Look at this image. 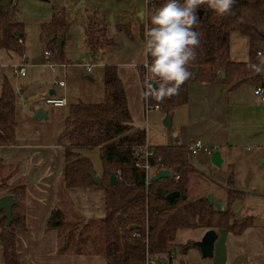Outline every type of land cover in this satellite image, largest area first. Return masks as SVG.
Here are the masks:
<instances>
[{"label": "trees", "instance_id": "16d2710c", "mask_svg": "<svg viewBox=\"0 0 264 264\" xmlns=\"http://www.w3.org/2000/svg\"><path fill=\"white\" fill-rule=\"evenodd\" d=\"M164 0H150L146 4L145 22L140 25L144 39L153 27L151 14ZM98 12L88 16L84 25V44L93 58H102L107 46L115 42L106 34V23ZM198 24L194 30L199 33L200 43L196 49V59L188 65L192 73L176 95L163 100L149 98L150 104L158 105L167 115L187 101L190 82H211L220 80L233 89L242 83L257 85L262 83L258 72L261 63L257 52H263L264 0H235L232 12L219 16L206 4L197 10ZM70 22L62 9L54 8L49 22L42 29L53 30L56 40L49 44L58 61H66L64 42L59 49L57 39L64 40ZM117 29L130 37V24H119ZM238 31L249 40V59L246 62H233L229 58V37ZM23 24L17 22L11 9L0 6V49L24 53ZM21 39V42H19ZM104 97L98 103L78 101L70 104L64 118V126L58 139L66 140L64 145L65 168L62 184L58 187V203L46 220V229H56L60 237V251L72 253H101L107 264H146L147 258L155 264H172L171 243L179 229H225L240 234L252 226L250 217H235L229 205L242 197V192L231 186L232 174L228 177L227 203L224 209L217 210L207 197L190 199L187 194L189 177L196 170L188 159L185 144L173 143L149 146L152 155L147 158L151 168L169 170L170 176L155 182H146L141 155L146 144V132L136 127L127 107L122 82L117 68L104 63ZM143 84L144 66L138 67ZM224 78H220V73ZM158 85L156 84L155 88ZM16 96L12 84L3 75L0 84V147L14 145L17 120L15 115ZM99 150L102 174L101 181L95 184L90 173L94 172L91 160L82 155L83 150ZM114 174L116 182L111 184ZM69 188H99L105 193V216L98 220L101 233L95 241L84 239L82 228L73 226L65 231L66 221L71 216L78 217L70 209L67 198ZM179 195L172 202L166 200L170 192ZM10 194L14 204L11 209V222L0 212V248L3 264H20L17 258L15 241L16 229L25 226V185L8 184L0 178V197ZM69 210L71 212H69ZM65 231V235L61 232ZM64 243L62 244V242ZM197 247L194 242L184 244L186 252Z\"/></svg>", "mask_w": 264, "mask_h": 264}, {"label": "crops", "instance_id": "0c3cea01", "mask_svg": "<svg viewBox=\"0 0 264 264\" xmlns=\"http://www.w3.org/2000/svg\"><path fill=\"white\" fill-rule=\"evenodd\" d=\"M133 2L130 12L137 14L143 24L146 9L137 5L139 0H132ZM108 4L111 3L107 2ZM82 6L83 11L88 10ZM90 10L98 13L100 11L98 7ZM114 10H117V13L119 11L117 8ZM106 15V13L102 15L107 27L106 34L115 42L105 49L106 63L117 68L132 122L136 127L145 130L146 144L187 145L199 140L220 152L222 160L220 166L212 164V156L202 152L188 154L189 162L196 170L189 177L187 194L190 199L210 195L213 197V203H219L221 209L226 208L228 206L226 188L230 173L231 186L243 193L241 198L234 200L229 206L235 217L239 219L250 217L252 226L240 234H233L225 229H213L216 239L213 243V255L208 257L212 259L209 264H264V102L252 92L257 85H264V51L260 52V55L257 54L261 60L258 67V72L262 75L261 84L242 83L230 89L229 84L220 80L190 82L187 101L177 107L171 115L170 125L177 131L175 130L176 135L170 136L168 140L165 133L160 135L159 131L151 133L149 130V121L154 120L153 127L158 129L157 121L160 122L163 116L160 115L161 110H146L145 106L143 85L138 72V67L145 63L142 55L144 39L140 34L141 24L132 25L130 21H125L109 25L105 19ZM127 23L130 24V37L117 29V25ZM114 32L119 34L114 35ZM117 36L124 42L122 49L116 42ZM22 39L24 42V38ZM115 54L113 59L112 56ZM24 55L18 56L24 58L27 65ZM229 58L233 62H246L249 59V40L238 31L230 33ZM52 59L61 69L62 78L58 81H64V85H57L58 81L54 83L62 89L61 93L57 95L56 90L51 89L49 97L63 98L66 104L60 107L50 105V108L44 111L47 117L41 120L34 118V115H27L21 109L18 114L16 106L15 144L0 147V171L3 168L13 171L6 178L7 182L25 185V226L16 229L17 258L20 264H107L101 253L78 254L69 250L60 251L58 231L45 227L47 218L58 203V187L62 184L64 174L66 140H60L58 136L63 130L67 107L78 101L98 103L104 97V65L95 66V63H91L92 69L94 66L100 67L99 70L96 68L98 74L94 78L91 70V74L84 78L81 64L76 65L65 57L66 61L63 63L66 64V68H62L60 66L62 63ZM25 74L20 76L23 77ZM43 87H37L41 95ZM43 98L34 102L43 101L45 104L48 96ZM143 122L145 125H142ZM18 129L21 130L20 135ZM94 151H97L99 156L98 149L83 150L81 153L93 161ZM98 161L99 166L94 163L92 165L94 170L95 167L100 169L98 171L100 176L102 174L100 156ZM154 174L156 172L150 177ZM191 187H194L193 196L189 195ZM67 198L71 204L70 209L80 217L98 220L105 216V193L102 189L69 188ZM196 248L202 257L199 248Z\"/></svg>", "mask_w": 264, "mask_h": 264}, {"label": "rangeland", "instance_id": "374dc122", "mask_svg": "<svg viewBox=\"0 0 264 264\" xmlns=\"http://www.w3.org/2000/svg\"><path fill=\"white\" fill-rule=\"evenodd\" d=\"M139 1L140 2L137 3V5L145 7L146 9V4L149 1ZM107 2L111 4L107 5ZM104 4L105 7H103ZM0 5L3 7H9L14 19L17 22L23 24V45L25 46V55L24 53L16 54L7 52L10 54L8 55L4 50H0V84L3 75H5L8 81L12 84L15 91L16 104L18 108L16 112L20 114L21 109L29 116H33L38 110L45 111L50 108V105H46V103L44 104L43 101L42 103H37L34 102V100L40 99L42 97L45 98L46 96L49 97V90L51 89L56 90L57 95H59L62 90L60 87L54 84L62 78V74L60 73L61 69L56 65L53 69L49 68L47 59L44 56L45 51H50V61H53L52 58H54L56 62L63 63L56 59L55 54L51 52L49 46L51 42L56 40L53 30L42 29V24L50 21L54 8H57L58 10L62 9L65 17L70 22V28L64 36V55L76 65L81 64L83 59L88 63L93 61L89 50L84 44V25L88 20L86 16L93 14V10H90V8L98 7L100 9L98 13L99 17H102V15L106 13L107 15L105 19L109 25H112V23L115 22L124 23L125 21H130L132 25L134 23L136 25L142 23V19H140L137 14L130 12L132 6L134 5L132 0H0ZM82 5H84L85 8H88V10L83 11ZM115 8L119 9L118 13L116 12L117 10H114ZM115 34L118 35L119 32H114V35ZM116 39H118L116 42L118 43L120 49H122L124 47V42L118 36ZM18 55H24L27 62L26 74L23 77L18 74H14L12 71L14 64H20L24 62V58H21ZM114 56H116V54L112 56L113 59ZM106 59L105 53L102 55V58L97 57L95 59V66L103 65L106 63ZM94 67L91 73H93L95 75L94 78H96L100 67ZM96 68L98 70H96ZM82 73L84 78L85 76L91 74L90 72H86L84 69L82 70ZM40 86H44L43 90H41V92H43L42 95L40 92H38L37 88ZM33 89L37 90L34 91ZM150 110L153 111L154 109ZM161 112L162 113L160 115L163 116V119L161 118L160 122L157 121L158 129L153 127L154 120H151L149 121V130L151 133L160 132V135L161 133H165L166 137H168V140H170L169 137L176 135L177 129H175L172 125L164 126L162 120L165 119L167 114H165L163 111ZM142 125H145V122H143ZM20 133L21 130L18 129V134L20 135ZM172 140H175V138H172ZM92 158L93 161L91 162L96 166H99V156L97 151H94ZM99 170V168L95 167L94 171L99 175ZM12 172L13 171L11 169L3 168V170L0 171V178L8 183L6 178L10 176ZM152 173H155V170H150L149 174L152 175ZM193 190L194 187H191L189 191L190 196L194 195ZM97 223L98 221L92 222L80 217V215L78 217H70V219L66 221L65 231L72 228L73 226H79L82 228L84 239L95 241L96 238L100 236L99 233L102 232L101 229L99 230L97 228ZM65 231L61 233L65 235ZM204 233V229L201 228L179 229L171 243L172 264H209L212 259L202 258L196 247H190L186 252L182 250L184 244L187 242H197V239L202 238ZM63 243L64 241L62 244ZM0 264H3L1 248Z\"/></svg>", "mask_w": 264, "mask_h": 264}, {"label": "clouds", "instance_id": "9594fccd", "mask_svg": "<svg viewBox=\"0 0 264 264\" xmlns=\"http://www.w3.org/2000/svg\"><path fill=\"white\" fill-rule=\"evenodd\" d=\"M235 0H164L151 14L153 27L146 32L142 48L150 81L145 96L160 101L176 95L192 73L188 65L196 59L199 33L197 10L207 5L219 16L232 12Z\"/></svg>", "mask_w": 264, "mask_h": 264}, {"label": "built area", "instance_id": "2783aa9c", "mask_svg": "<svg viewBox=\"0 0 264 264\" xmlns=\"http://www.w3.org/2000/svg\"><path fill=\"white\" fill-rule=\"evenodd\" d=\"M148 1H150V0H148ZM19 42H21V39H19ZM257 54L260 55L261 53L258 52ZM44 56L47 59L48 67L51 68V69L54 68V66L56 64H55V62L50 61V56H51L50 51H45L44 52ZM81 65H82L83 69L86 72H88V73L91 72V70H92V64L91 63L85 62V60L83 59ZM60 66L62 68H66V64L65 63L60 64ZM143 66H144L145 73H144V78H143V84L142 85H143V90H144V100H145L146 110H149V109L158 110L159 109L158 105L149 103V98L153 97V96H145V92L148 91L149 83L151 82L152 83V87L155 88L156 82L150 81L149 73L147 72L146 62L143 64ZM12 71H13L14 74L24 75L25 72H26V64H25V62L13 65ZM57 85L63 86L64 85V81H58ZM252 92H253V94L256 97H258L262 102H264V85H257L256 87L253 88ZM45 103L48 104V105H51V106H55V107L64 106L66 104L65 99H63V98H54V97L46 98L45 99ZM186 147H187L188 152L191 153V154H197L199 152H202V153H204V154H206L208 156H212V154L215 151V148L206 146L205 144H203L199 140H194V141L190 142L189 144L186 145ZM151 155H152V151L149 148V146L146 145L144 147V152L141 155V157L144 159V162L143 163H140V162L136 163V166L144 168V170L146 172V182H148L149 179H150L149 172L152 169L149 166L148 162H147V158L149 156H151ZM171 258H172V254H171ZM155 263L156 262H155L154 259L147 258V260H146V264H155Z\"/></svg>", "mask_w": 264, "mask_h": 264}, {"label": "water", "instance_id": "95a60500", "mask_svg": "<svg viewBox=\"0 0 264 264\" xmlns=\"http://www.w3.org/2000/svg\"><path fill=\"white\" fill-rule=\"evenodd\" d=\"M261 38L263 40V51H264V33L261 34ZM62 43L63 40L61 38L57 39V45L58 48L61 49L62 48ZM220 78H224V74L221 72L220 73ZM47 117L46 112L42 111V110H38L35 114H34V118L36 119H45ZM163 124L164 126H169L171 124V116L170 115H166L165 119L163 120ZM222 160L220 157V152L219 151H215L212 154L211 157V163L214 164L215 166H220ZM91 178L93 180V182L95 184H98L101 181V177L96 174V172H91L90 173ZM170 176V172L169 170H159L158 172H156V174H154L153 176L150 177L149 182H155L159 179L162 178H166ZM110 182L111 184H114L116 182V176L114 174L111 175L110 177ZM179 193L174 191V192H170L169 194L166 195V200L168 202H172L176 197H178ZM209 203H213V197L212 196H208L207 197ZM14 204L13 198L10 194L7 195H3L0 197V212H2L3 216L6 218V224L9 225L11 222V209L12 206ZM214 206L217 210H220V204L219 203H214ZM216 239V233L213 229H209L207 231H205L203 237L201 238V240L195 242V245L199 248L202 257L204 258H208V257H212L213 255V243L214 240ZM161 264H165L166 260L162 259L160 260Z\"/></svg>", "mask_w": 264, "mask_h": 264}]
</instances>
